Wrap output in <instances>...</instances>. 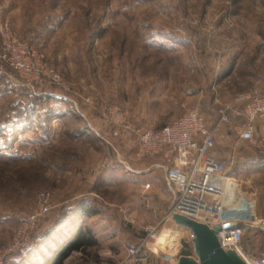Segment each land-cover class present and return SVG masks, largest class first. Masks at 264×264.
I'll return each mask as SVG.
<instances>
[{
	"label": "rangeland",
	"instance_id": "1",
	"mask_svg": "<svg viewBox=\"0 0 264 264\" xmlns=\"http://www.w3.org/2000/svg\"><path fill=\"white\" fill-rule=\"evenodd\" d=\"M4 28L61 81L14 68L26 55ZM253 89L264 91V0H0V252L36 211L39 192L50 205L29 246L2 264H39L55 247L64 251L81 212L95 244L71 248L60 264H118L153 225L156 243L138 264L174 263L183 249L194 255L191 232L164 218L173 195L155 166L163 158L140 157L134 135H114L113 121L158 128L197 107L208 126L231 131L237 115L223 123L219 111ZM19 115L29 123L10 134ZM256 167L234 189L254 200L234 216L255 255L264 254V167ZM151 173L163 182L153 186Z\"/></svg>",
	"mask_w": 264,
	"mask_h": 264
},
{
	"label": "built area",
	"instance_id": "2",
	"mask_svg": "<svg viewBox=\"0 0 264 264\" xmlns=\"http://www.w3.org/2000/svg\"><path fill=\"white\" fill-rule=\"evenodd\" d=\"M4 30L8 32L7 29ZM6 37L14 44L17 43L11 31ZM16 46L18 53L26 56L24 59L22 56L14 57L11 61L14 68L32 80L46 79L54 84L61 81L60 75L36 49L20 43ZM32 56L38 58V66L30 65L28 58ZM230 113L242 119L233 125L234 134L252 147L264 150V136L255 134V122L258 118L264 119V91L253 89L237 94L231 104L219 111V121L228 123ZM117 118L118 116L113 121L116 126L114 135L120 132L134 135L140 157L160 155L163 158L155 166L163 169L165 184L173 195L164 216L166 220L173 222L172 214L178 213L209 227L219 225L217 239L223 249L233 248L247 264H264L263 253L255 255L244 249L243 222L234 216L236 213L251 211L254 200L246 192L235 194L234 189L239 180L229 177L225 163L215 159L211 153L215 144L216 126H208L197 107L189 108L158 128H141ZM37 196L36 211L21 220L14 240L0 252V264L8 255L29 246L32 233L38 230L49 213L48 195L41 191ZM157 233L158 225L148 226L144 237L127 247V255L118 264H137L142 258L143 249L156 243Z\"/></svg>",
	"mask_w": 264,
	"mask_h": 264
},
{
	"label": "crops",
	"instance_id": "3",
	"mask_svg": "<svg viewBox=\"0 0 264 264\" xmlns=\"http://www.w3.org/2000/svg\"><path fill=\"white\" fill-rule=\"evenodd\" d=\"M241 120L242 119L238 117V122ZM255 134L257 136H264V119L258 118L257 121L255 122ZM214 138H215V145L214 146H216V144H217V146H216V148L213 147V149L211 150V153L215 157V159L225 163L226 174L229 177L234 178V179H238L244 183H248L250 180L247 178H246V180H242V178L240 177L241 176L240 174L246 173L245 171L250 165L257 166L256 170H258V171H255V172H262L260 170H262L261 168L264 167V158H258V157L256 158L255 152H252V154H250L251 148H248V147H250L249 146L250 144L246 141L239 139L234 134L232 129H231V131H226V129L223 127L218 128V129L216 128ZM218 141H219V144H218ZM150 175L151 176L149 177V180L152 181L153 186H156V185H158V183L163 182L162 176L159 177L156 175V173H151ZM126 176H128V175H126ZM245 190H247V189H245ZM243 192L245 193L247 191H243ZM166 208L168 210V206ZM85 213L86 212H81L80 214L86 215ZM91 213H92V211H91ZM165 213H166V210H165ZM81 215H79V220H80L79 223L76 224L77 228H79L81 226V217L83 216V215L82 216ZM92 215H94V214L92 213ZM90 228H92V230H93V225ZM90 228L88 227L87 229H90ZM64 247H65V245H64ZM55 250H56V247H55ZM39 262H40L39 264H42L45 261L41 260Z\"/></svg>",
	"mask_w": 264,
	"mask_h": 264
},
{
	"label": "water",
	"instance_id": "4",
	"mask_svg": "<svg viewBox=\"0 0 264 264\" xmlns=\"http://www.w3.org/2000/svg\"><path fill=\"white\" fill-rule=\"evenodd\" d=\"M171 219L175 224L191 232L194 253V255H179L175 264H247L236 250L223 249L220 246L217 239L219 225L209 227L203 222L178 213H173Z\"/></svg>",
	"mask_w": 264,
	"mask_h": 264
},
{
	"label": "trees",
	"instance_id": "5",
	"mask_svg": "<svg viewBox=\"0 0 264 264\" xmlns=\"http://www.w3.org/2000/svg\"><path fill=\"white\" fill-rule=\"evenodd\" d=\"M55 115L56 114L52 112L47 114L46 119L48 118L49 123ZM28 121L29 120L27 119L26 115H22V116L19 115L16 117V119L14 118V121L12 122V126L6 129H8V131L11 132L10 134L18 133L20 132V130H24V127L26 126V124L29 123ZM6 129L4 128V130ZM48 130H49V124L45 127V132L47 133ZM12 137L14 138L15 136H12ZM243 242H244V235H243L242 244ZM93 244H95V239L93 237L92 231L90 229L82 230V228L80 227L77 229L75 236L73 237L70 244H68V246L66 247L64 251H63V248H64L63 244L59 245V247H57L55 252L51 255V258L45 259L44 260L45 262L42 264H60L62 257L71 248L73 247L74 248H85L86 246L93 245ZM185 245H188V243H185ZM59 253L60 255H58ZM180 254L189 255L190 250L183 249ZM141 256H143L142 253H141Z\"/></svg>",
	"mask_w": 264,
	"mask_h": 264
}]
</instances>
